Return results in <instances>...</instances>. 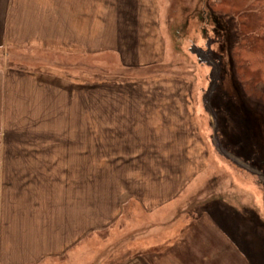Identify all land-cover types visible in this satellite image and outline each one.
I'll use <instances>...</instances> for the list:
<instances>
[{"label": "crops", "instance_id": "crops-1", "mask_svg": "<svg viewBox=\"0 0 264 264\" xmlns=\"http://www.w3.org/2000/svg\"><path fill=\"white\" fill-rule=\"evenodd\" d=\"M161 20V0H0V53L20 62L0 67V264H52L111 226L128 198L148 214L179 209L193 176L185 79L138 73L165 54ZM31 51L102 56L115 69L72 75ZM66 142L77 167H152L155 188L95 181L103 198H65ZM173 218L159 217L158 240L121 264H258L238 231L176 238Z\"/></svg>", "mask_w": 264, "mask_h": 264}, {"label": "rangeland", "instance_id": "rangeland-1", "mask_svg": "<svg viewBox=\"0 0 264 264\" xmlns=\"http://www.w3.org/2000/svg\"><path fill=\"white\" fill-rule=\"evenodd\" d=\"M209 1L212 0H161L165 54L138 72L185 79L191 162L187 169L193 176L176 200L179 209L166 216L148 214L138 200L128 198L121 216L111 226L98 236L86 238L65 257L54 258L52 264H121L158 240L159 217H166L165 221L174 217L173 221L180 224L176 238L216 240L222 230L231 237H236L234 232L238 231L241 240H253L258 248L256 258L260 259H247L264 264V101L261 105L247 97L238 83L231 60L232 47L238 41L236 23L232 17L215 12ZM16 54L11 49L3 50L0 67L20 63ZM32 54L72 75L81 73L80 66L97 74L115 69L110 63L113 60L101 59L102 56L85 59L29 52ZM98 59L109 62L95 63L93 67L91 61ZM21 63L37 66L29 60ZM263 85L258 83L257 91L264 96ZM68 145L66 142L65 198H103L104 192L100 195V189H94L95 181L104 184L106 190L118 181L140 184L147 191L155 188L154 169L150 166L125 168L100 163L96 167H77L73 165L77 151L68 150ZM173 231L172 228L161 237L166 239L170 234L173 238Z\"/></svg>", "mask_w": 264, "mask_h": 264}, {"label": "trees", "instance_id": "trees-1", "mask_svg": "<svg viewBox=\"0 0 264 264\" xmlns=\"http://www.w3.org/2000/svg\"><path fill=\"white\" fill-rule=\"evenodd\" d=\"M209 3L218 14L234 19L238 36L231 50L234 73L246 96L261 104L264 96L259 95L257 84L264 83V0Z\"/></svg>", "mask_w": 264, "mask_h": 264}]
</instances>
